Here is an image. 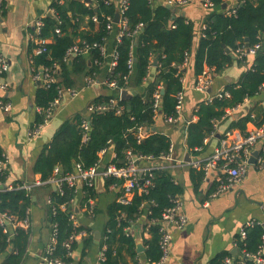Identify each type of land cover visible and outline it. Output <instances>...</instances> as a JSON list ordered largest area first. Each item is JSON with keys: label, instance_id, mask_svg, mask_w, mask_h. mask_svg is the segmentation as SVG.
I'll use <instances>...</instances> for the list:
<instances>
[{"label": "trees", "instance_id": "1", "mask_svg": "<svg viewBox=\"0 0 264 264\" xmlns=\"http://www.w3.org/2000/svg\"><path fill=\"white\" fill-rule=\"evenodd\" d=\"M164 1L128 0L124 12L127 30L119 43L115 41L116 65L108 73L106 82L115 81L117 91L130 87L136 91L128 100L118 102V105L123 107L120 114L116 113V108L109 107L103 112L95 111L87 116L77 114L60 125L32 166V172L38 174L46 186L50 187L51 183L48 181L53 177L59 178L74 173L76 164H80L83 169L94 166L99 160L98 153L110 146H113L114 157L106 161L100 160L101 165L123 166L127 162V152L139 159H158L169 152L171 141L167 135L158 131H147L154 127L156 121L153 95L156 91L164 92L160 95L161 113L158 111L157 116L160 115L163 119L177 116L175 95L182 90L183 73L189 64V59L186 66L182 65L186 55L190 58L192 52L194 25L181 15L174 16L171 8H167ZM225 3L226 0H213L214 7L208 9L210 12L204 19L205 29L199 37L192 62L196 76L206 67L218 73L234 63L243 65L248 60V56L239 58L236 50L246 45L252 47L264 37V0H237L234 15L226 14L228 8L216 11ZM118 4L119 0H111L108 4L104 0H96V8L88 7L87 4H78L81 16L89 17L90 29L82 33L78 32V22H73L75 16L69 14L75 4H59L58 1L50 3L55 15L42 18L43 26L38 36L50 42H45L43 45L31 41L27 52L31 73L34 74L41 68L54 69L52 75L55 83L49 86L38 84L34 98L35 108L46 109L57 97L59 88L74 89L76 77L80 75L96 79L106 62V58L100 55L99 50L92 49L87 56L78 55L71 61L65 60V53L69 47L81 41L102 44L108 35L106 18H114ZM0 7L2 9L3 5ZM93 16L97 17V23L92 21ZM139 24L143 25L140 31L137 30ZM57 27L60 29L59 34L55 32ZM41 47L45 50L35 54V49ZM154 58H157L155 71L148 75ZM263 83L264 44L252 57L247 71L240 80L223 89L222 92H227L228 97H214L211 102L204 101L192 110L197 120L189 122L186 128V144L190 151L204 148V139L215 134V123L226 119L227 109H234L247 99H258L263 95ZM105 89L110 88L106 86ZM117 96L113 92L101 94L92 101L91 105H106L110 99ZM128 106L129 111H127ZM257 110L261 112V117ZM35 114L32 126H37L44 120L43 113ZM252 114L256 120L251 117ZM83 118L88 119L90 124L89 137L85 142L82 141L80 127ZM253 119L256 121V126L264 124V111L261 107H254L252 112L249 111L242 119L231 123L227 130L239 129L243 132L245 124ZM139 128H142L146 135L140 141L136 139ZM2 154L0 150V159ZM56 168L58 173L54 175ZM60 168L62 172H59ZM196 176L200 180L204 178L202 167L196 170ZM6 179L7 172H0V182L6 183ZM112 183L121 184L118 179L107 178L106 188ZM212 190L213 193L214 188ZM181 194L182 188L173 181L168 170L157 169L152 172L151 186L147 192L136 190L127 203H120L118 200L111 202L106 208L107 221L101 231L99 248L100 251L104 248V259L99 264H127V259L132 264H137L139 254L136 252L133 232L136 225L141 227V232L149 235V238L143 239L142 242L145 259L149 263H157L161 257L159 248L161 215L163 210L172 206V200L180 197ZM97 197L95 187L85 184L78 188L77 185L71 187L67 183H62L59 190L51 191L49 196L51 225L56 226V243L52 257L69 264L79 245L82 246L81 257L93 246L91 229L79 223L76 218L75 202L78 203V208L85 209L86 217L93 218L96 210L92 206V213H89V201ZM31 204L32 195L26 194L25 191L0 192V212L13 215L18 220L24 218L25 211ZM61 205H64V210L60 208ZM72 214L75 216L74 220L70 218ZM142 219H145L143 224L139 221ZM127 227L131 230L129 234L125 230ZM245 233L244 240H239L238 237L236 239L238 250L236 262L242 259V250L247 254H255L262 246L264 234L262 226L255 225L246 229ZM28 237L29 230L17 228L14 236L8 240L7 235L0 228V256H2L0 264H20L27 248ZM9 246H12L10 251H8ZM69 252L71 255H68ZM226 256L218 257L211 264H220ZM243 264H254V262L244 258Z\"/></svg>", "mask_w": 264, "mask_h": 264}, {"label": "crops", "instance_id": "2", "mask_svg": "<svg viewBox=\"0 0 264 264\" xmlns=\"http://www.w3.org/2000/svg\"><path fill=\"white\" fill-rule=\"evenodd\" d=\"M52 1H58L59 4L65 5L75 4L73 11L69 14L75 16L73 22H78V32L84 33L90 29L88 26L89 17H82L78 7L87 4L88 7L96 8V1L3 0L1 4L3 8L0 7V58L8 65V71L0 76V82L7 85L6 90H0V97L11 105L9 112H4L0 108V150L7 160L6 184L33 182L40 179L38 174L32 172V166L44 147L50 143L60 125L77 114L87 116L89 114L87 107L101 94L113 92L114 95L120 96V92L116 89H105L107 75L111 71L110 58L118 34V26L114 24L104 40L106 62L95 79V84H99L100 89L95 90V84L87 86L85 75L76 77L74 90L77 95L71 99L66 97L63 100L40 134L34 137L28 136L35 121L34 98L38 84L33 80L27 50L32 41L35 20L49 16ZM236 3L237 0H226V8L230 9ZM171 10L174 16L181 15L194 25L192 52L182 79L183 113L175 123L166 122L160 115L157 116L158 112L156 113L155 132L158 131L170 138L173 148L171 160L161 157L141 159L137 161V166L140 169L153 167L155 170H168L173 181L182 188V194L179 197L182 202L181 213L187 218V222L182 228H176L172 224L168 225L172 241L168 258L162 264H211L220 256L228 255L235 258L238 255L237 253L236 256H232L231 252L236 248L239 229L246 221H264V167L248 164L239 184L212 198L211 190L218 185L221 175L216 171L200 180L196 176V170L199 168L195 166V163H202L213 154L215 149L221 146L223 136L231 123L242 119L249 111L252 112L254 107H261L264 111V93L258 99H247L243 104L232 109L226 115L225 120L215 123V134L204 139V148H195L190 151L186 144V128L189 122L197 120V117L193 116L192 110L200 103L208 101L210 97L222 92L227 85L238 82L247 71L252 57L248 56V60L243 65L234 63L218 73L211 70L213 83L208 91L195 90L197 76L192 68L193 56L200 34L204 30L202 28L205 26L203 25L204 19L210 11L203 7L201 0H194L183 6L173 4ZM222 10L224 9L220 8L216 11ZM80 17L82 18L80 19ZM154 68L152 66L149 69L148 75L154 73ZM133 90L136 91L134 88ZM257 113L261 117L259 110ZM251 117L254 118L253 114ZM254 119L256 120V117ZM254 119L245 124L243 132L239 129L229 130L245 134L256 127ZM256 147L260 148L259 145ZM113 157V148L110 146L102 155L101 160L106 161ZM100 166L104 165L100 164ZM223 178L221 179L223 180ZM77 187L81 186L77 185ZM94 187L98 197L91 201L96 210V215L93 218L86 217L85 209L78 208V203L75 202L76 218L79 223L91 229L93 246L86 250L85 255L81 257L82 246L79 245L69 264L97 263L100 254L101 231L107 221L106 208L111 202L118 200V196L122 194L120 185L116 183H112L106 188V179L101 184L100 178H97ZM51 191H54L53 184L50 187L44 184L31 193L28 244L20 264H47L43 260V254L50 244L52 230L48 203ZM139 221L143 224L145 219ZM136 228L139 231L141 243L143 239L149 238L146 232H141L139 225L133 228L134 235ZM95 234H99L98 243H95ZM138 258L143 264H157L149 263L144 257V252L140 253ZM1 259L2 256H0ZM127 264H132V262L127 259Z\"/></svg>", "mask_w": 264, "mask_h": 264}, {"label": "built area", "instance_id": "3", "mask_svg": "<svg viewBox=\"0 0 264 264\" xmlns=\"http://www.w3.org/2000/svg\"><path fill=\"white\" fill-rule=\"evenodd\" d=\"M89 2H93L96 0H87ZM194 0H165V3L176 4L178 6L186 5ZM3 0H0V5L2 4ZM106 4L110 3L111 0H104ZM202 5L206 9H212L214 7L213 0H201ZM128 0H119L118 4V13H119V22L118 26V34L116 37V43H119L122 36L127 30V21L124 17V12L127 9ZM236 12V6L234 5L230 9L226 11L227 15H234ZM50 14L53 16L55 15L54 10L50 8ZM107 24L106 29L109 31L112 26L114 25L113 19L110 17L106 18ZM92 21L97 23V17L93 16ZM59 23V21H58ZM43 26L42 19L35 20L33 24V31H32V41L34 44H45V40L40 39L38 36L40 34L41 28ZM142 24H139L137 30L142 29ZM205 29V26L202 27ZM56 33H60V29L57 27L55 29ZM202 35V32L201 34ZM264 44V37L262 40H259L257 44L252 47H248V51L246 52L247 47L238 48L236 50V54L239 58H244L246 56L254 57L257 52L261 49ZM92 49H97L100 52V55L103 58H106V51L104 48V42L102 44L98 42L88 43L85 41H81L78 43L73 44L66 50L65 53V60L71 61L72 58L78 55L87 56ZM45 49L43 47L39 49H35V54H39L43 52ZM189 56L186 55L183 67L186 66L188 62ZM117 60V53L115 50L113 51L111 58H110V69H112L116 65ZM131 66V62H130ZM8 71V65L6 62L0 58V76H3ZM54 69H44L41 68L38 72L32 74L33 80L36 81L37 84H42L44 86H49L52 83H55V78L52 75ZM96 83V80L90 77H85V84L87 86H93ZM213 83V78L211 75V69L204 68L202 73L197 76L196 83H195V90L199 92H207L210 86ZM111 89H117V85L115 81H110L105 83ZM6 83L0 82V90H6ZM262 89H264V83L262 85ZM119 90L118 92H121ZM77 95V92L74 89H58L57 97L50 103V105L46 109L36 108L37 113L44 114V120L41 124L37 126H32L28 132L29 137H34L40 134L43 127L48 124V122L53 117L55 110L61 105L63 100L68 98H73ZM154 110L157 113L159 111V101H160V92L156 91L154 93ZM223 96L228 97L229 94L227 92H220L216 94L214 97L222 98ZM214 97H210L208 102H211ZM176 117H167L164 120L168 123H175L176 120L182 115V107L184 101V94L183 89L179 91L176 95ZM120 101V97L110 99L108 104L106 105H89L87 107V112L92 113L95 111L103 112L109 107L116 108V113L120 114L123 111V107L118 105ZM0 108L4 112H9L11 109V105L8 102H5L0 97ZM232 109L226 110V115L230 113ZM80 127L82 129V141L85 142L88 140L89 132H90V124L88 119L83 118L81 121ZM145 132L142 128H139L136 133V139L140 141L145 137ZM260 146L257 148L256 146ZM172 145H170L169 152L161 158H165L167 160H171L172 155ZM106 148L101 150L98 153L99 160L98 162L88 168L83 169L80 164L75 165V172L67 174L62 177H53L48 182L55 185V190H59L62 183H67L69 186H75L78 183L85 184L86 186L93 187L94 182L97 178H114L118 179L121 184L120 188L122 190V194L118 199L120 203H127L133 196L134 192H147L148 188L151 186V178L152 172L155 170L153 167L140 169L137 166V161L141 160L139 157L132 155L130 152H127V162L123 166H115L114 164H109L107 166L100 167V160L102 155L106 152ZM258 150V157L256 158V165L260 168L264 167V124L260 126L254 127L251 131L242 134L239 131L234 130H227L223 136L221 141V146L213 152L212 155L207 157L202 163H195L196 167H202L205 173V176L218 171L219 175L222 173L218 185L215 187L214 192L211 193V197L215 198L220 193L226 191L227 189L237 185L242 180V177L245 174L246 166L249 164V159L251 158L252 153ZM151 159V158H149ZM6 165L7 160L6 157L2 154V159H0V172H6ZM58 173V169L54 170V175ZM45 183L40 179L35 180L33 182H23V183H16V184H6L0 182V192L3 191H13V190H22L25 191L26 194H31L32 191L38 187L43 186ZM92 200L89 201V213H92ZM49 205L51 204L50 200H48ZM182 202L179 197H176L172 200V206L163 210L161 215V219L159 221V233H160V240H159V248L161 251V257L157 264L164 263L168 258V253L170 250V245L172 241V235L168 230V225L172 224L176 228H182L185 226L187 222V218L181 213ZM60 208L64 210V205H61ZM71 220L75 219V216L72 214L70 216ZM30 225V211L27 209L25 211V216L22 220H18L15 216L10 215L6 212H0V228L4 234L7 235V239L10 240L17 228H22L24 230H29ZM255 225H260L263 227L264 221H254L249 220L246 221L239 229L238 238L239 240H244L246 237L245 230ZM126 232L129 234L131 232L130 227H127ZM56 226H52L51 230V237H50V244L46 248L43 254V260L47 264H68L65 261L52 257V253L54 250V245L56 243ZM84 234V233H82ZM68 247V246H67ZM69 248V247H68ZM238 251V250H237ZM104 248L100 251L98 261L96 264H99L100 261L104 259ZM71 255V252L68 253ZM241 257L239 261L236 262L235 258L231 256H226L223 258L220 264H243L244 258L251 259L254 264H264V234L262 235V246L255 254H247L243 250L241 251ZM137 264H143L141 260L137 259Z\"/></svg>", "mask_w": 264, "mask_h": 264}, {"label": "water", "instance_id": "4", "mask_svg": "<svg viewBox=\"0 0 264 264\" xmlns=\"http://www.w3.org/2000/svg\"><path fill=\"white\" fill-rule=\"evenodd\" d=\"M171 5L172 4H170V3H165V6L167 7V8H171ZM222 9H225L226 8V4H224L222 7H221ZM49 15V17H53V15L52 14H48ZM119 18H120V16H119V13H118V10H116V12H115V14H114V18H113V23L114 24H118V22H119ZM134 45H136V42L134 43ZM246 52L248 51V45H246ZM156 63H157V58H154V60H153V66H155L156 65ZM94 88H95V90H99L100 89V85L99 84H95V86H94ZM210 91V90H209ZM134 90L133 89H125V90H122L121 92H120V100H122V101H126V100H128L129 98H131L133 95H134ZM164 92H163V90H161L160 91V95H162ZM130 110V107L128 106L127 107V111H129ZM159 113H161V111H160V109H159ZM155 127H152V128H150L149 130H147L148 132H155ZM112 148H113V146H112ZM258 150H255L253 153H252V155H251V158L249 159V164H255L256 163V158L258 157ZM187 161V160H186ZM59 172H62V170H61V168L59 169ZM220 175H222V173H220ZM100 183L101 184H103L104 183V178H102V177H100ZM78 186H81V184L80 183H78L77 184ZM53 189L55 190L56 188H55V185H53ZM263 228H264V225H263ZM135 240H136V242H138V243H136V252L138 253V254H140V253H143L144 251H145V249H144V247H143V244L141 243V237H140V235H139V231H138V229L136 228L135 229ZM94 239H95V243H98V239H99V234H95V236H94ZM11 248H12V246H9V248H8V251H10L11 250ZM237 253H238V251H237V249L235 248L232 252H231V255L232 256H236L237 255Z\"/></svg>", "mask_w": 264, "mask_h": 264}]
</instances>
